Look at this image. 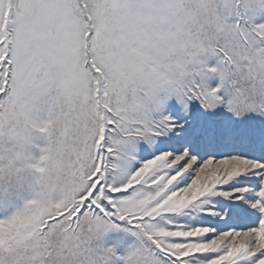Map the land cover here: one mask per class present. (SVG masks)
<instances>
[{
	"label": "snow or ice",
	"instance_id": "snow-or-ice-1",
	"mask_svg": "<svg viewBox=\"0 0 264 264\" xmlns=\"http://www.w3.org/2000/svg\"><path fill=\"white\" fill-rule=\"evenodd\" d=\"M0 264H264V0H0Z\"/></svg>",
	"mask_w": 264,
	"mask_h": 264
}]
</instances>
